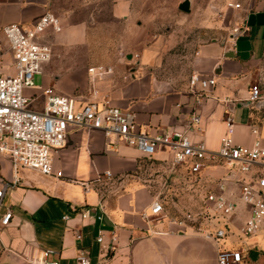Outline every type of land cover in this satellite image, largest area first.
Here are the masks:
<instances>
[{"label": "crops", "instance_id": "0c3cea01", "mask_svg": "<svg viewBox=\"0 0 264 264\" xmlns=\"http://www.w3.org/2000/svg\"><path fill=\"white\" fill-rule=\"evenodd\" d=\"M182 1L0 0V42L5 41L8 48L5 27L31 29L40 17L52 13L62 30L60 34L48 31L40 39L51 46L56 59L43 65L37 86L53 88L82 103L108 101L132 113L142 132L179 131L210 151L220 150L222 138L228 136L226 118L231 117L235 145L249 147L258 139L264 146V103L249 102L251 86L264 77V0H191L190 13L179 10ZM169 20L170 26L182 21L199 29L187 74L163 79L160 56L153 45L146 44L162 39L144 27L163 26ZM111 25L125 27L119 39L124 55L110 56L111 73L96 77L85 61L57 60L66 54L71 59L85 57L77 48L90 42L95 27ZM9 53V72L2 66L6 74L13 73ZM194 73L214 77L216 86L197 109L200 124L189 131L188 120L196 106L190 91ZM26 95L37 99L33 108H43L41 91L29 90ZM171 161L168 151L148 159L114 136L81 129H71L64 147L54 153V171L62 172L61 178L23 169L15 172L11 160L0 156V186L15 184L6 191L0 208V264H29L41 251H52L50 259L61 264H75L81 254L89 255L92 263L217 264L218 249L205 233L223 222L180 225L184 214L164 204L170 185H178V173H185L173 172ZM107 172L111 178L104 175ZM208 172L216 187L226 169L218 164ZM155 202L163 207L159 215L152 214ZM7 211L12 218L8 226H2ZM85 212L89 216L82 218ZM246 217L241 213L234 219L224 247L243 250L245 264H264V229L243 238L240 229Z\"/></svg>", "mask_w": 264, "mask_h": 264}, {"label": "built area", "instance_id": "2783aa9c", "mask_svg": "<svg viewBox=\"0 0 264 264\" xmlns=\"http://www.w3.org/2000/svg\"><path fill=\"white\" fill-rule=\"evenodd\" d=\"M230 7L240 8V5ZM61 30L59 18L52 13L40 17L31 29L20 25L3 29L13 59V73L2 72L0 61V156L11 160L15 172L23 169L45 177L61 178L62 172L54 171V153L64 147L71 129H81L114 136L148 159L159 151H168L172 155L171 166L175 173L182 170L187 175L200 176L220 164L226 173L217 180L214 191L207 197L209 210L199 214L186 213L179 224L195 226L202 220L222 221L221 227L205 233V238L218 249L217 264H245L244 251L225 248L224 243L232 232L234 219L241 213L247 214L240 229L243 238L253 237L264 229V146L260 140L249 147L235 145L231 137L233 119L227 117L228 136L222 138L219 151H210L205 144L194 143L186 133L179 131L154 135L142 132L132 113L113 107L108 101L82 103L73 96L58 94L53 88L37 86L35 77L42 74L43 65L53 58L51 46L40 43V39L48 31L60 33ZM89 72L102 77L112 70L96 67ZM215 86L214 77L204 78L196 73L191 76L190 91L196 106L188 120L189 131L200 124L197 109L206 93ZM29 90L42 92L44 104L41 110L33 108L37 99L26 95ZM249 102L264 103V77L251 86ZM253 134H257L256 129ZM104 175L112 177L110 172ZM14 185L3 183L0 186V208L6 191ZM151 210L153 215H159L163 207L155 202ZM88 216V212L82 213V218ZM11 218L12 212L7 211L1 225L8 226ZM143 218L147 219L145 214ZM76 238L81 240L82 237L78 234ZM102 241L99 236L97 242L101 244ZM53 254L52 251H41L29 264H61L59 260L50 259ZM75 264L110 263H92L89 255L81 254Z\"/></svg>", "mask_w": 264, "mask_h": 264}, {"label": "rangeland", "instance_id": "374dc122", "mask_svg": "<svg viewBox=\"0 0 264 264\" xmlns=\"http://www.w3.org/2000/svg\"><path fill=\"white\" fill-rule=\"evenodd\" d=\"M168 19H170V16H168ZM144 28H148L152 35H159L158 40L162 39V41H157L156 43H146L148 46L153 45L156 53H158L157 55L160 56L159 76L163 79H170L176 76L184 77L189 70V54L193 51L195 45L193 37L199 28L197 26L195 28L184 26L182 21H176L170 26V20L163 26L150 24V26H145ZM95 31V34L90 37V42L77 48V51L81 55H85V57L79 56L80 58L71 59L69 54H66L67 57H57V60L68 62L67 64H70L73 59L85 61L89 70L96 67L108 68L111 66L109 63L112 60L111 55L117 53H122L120 56L124 55L125 49L119 39L123 37L125 27L121 25L95 27ZM88 53H90L89 56H87ZM9 57L10 53L6 42H0V61L8 72ZM55 57L56 55L54 59H56ZM54 59L51 60V63ZM121 60L126 61L124 57ZM77 76L80 80L85 79L83 74H77ZM35 82L39 83L38 77H35ZM206 173L207 171L200 176H190L179 172L178 185H170V196L167 195L166 199H164V204L166 203L167 206H170L171 211H176L180 215L205 213L209 210L207 197L215 189V182L211 178V174L209 172Z\"/></svg>", "mask_w": 264, "mask_h": 264}, {"label": "water", "instance_id": "95a60500", "mask_svg": "<svg viewBox=\"0 0 264 264\" xmlns=\"http://www.w3.org/2000/svg\"><path fill=\"white\" fill-rule=\"evenodd\" d=\"M179 10L184 13H190L191 10V0H183L179 5Z\"/></svg>", "mask_w": 264, "mask_h": 264}]
</instances>
